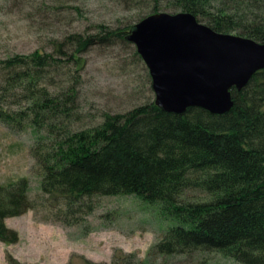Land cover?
Listing matches in <instances>:
<instances>
[{"label": "trees", "instance_id": "16d2710c", "mask_svg": "<svg viewBox=\"0 0 264 264\" xmlns=\"http://www.w3.org/2000/svg\"><path fill=\"white\" fill-rule=\"evenodd\" d=\"M152 1L157 12L177 7L198 21L205 18L217 31L242 28L244 35L264 42V0ZM61 2L63 9L81 11L72 0ZM133 26L95 24L52 37L43 50L0 56L6 82L2 98L13 97L25 107L0 108V115L43 123L55 134L53 142L44 138L33 150L42 194L57 202L56 215L67 225L86 221L80 213L89 215L97 197L133 195L160 208L171 222L150 251L153 256L219 252L240 264H264V153L252 147L254 141H264V69L241 91L232 90L234 105L225 114L201 107L166 112L153 99L127 112L104 113L92 127L69 123L81 118L84 54L96 45L130 42ZM50 70L67 77V87L56 94L40 85V74ZM34 208L28 178L0 182V241L17 243L19 233L6 219ZM8 262L23 264L11 255ZM110 264L143 261L120 252Z\"/></svg>", "mask_w": 264, "mask_h": 264}, {"label": "rangeland", "instance_id": "374dc122", "mask_svg": "<svg viewBox=\"0 0 264 264\" xmlns=\"http://www.w3.org/2000/svg\"><path fill=\"white\" fill-rule=\"evenodd\" d=\"M61 1L0 0V56L43 50L52 37L90 29L95 24L118 28L135 25L154 13L184 12L177 7L157 12L158 7L152 0H72L81 7L77 12L63 9ZM161 5L166 6L163 2ZM199 19L212 27L205 18ZM243 20L238 16L242 27ZM218 32L250 38L242 33V28ZM84 56L86 64L77 109L81 118L76 123L70 121L71 126L92 127L101 122L104 113L127 112L155 99L149 70L133 43L117 41L96 45ZM29 73L36 74L32 70ZM54 74L51 70L40 74V85L56 94L68 82L66 76ZM4 76L0 72V108H25L23 103L13 102V97L2 98ZM39 124L29 119L8 121L0 115V182L28 178L30 197L35 202L34 209L6 219V224L19 233V241L15 244L0 241V264H9V255L23 264H86L88 260L110 264L120 252L136 254L143 264H240L219 252H195L191 258L188 255L153 256L150 251L171 222L160 208L133 195L97 197L91 201L94 209L89 215L80 213L86 221L64 224L53 208L57 202L41 192L40 165L34 159L33 150L44 138L45 143L53 142L55 134L49 133L46 123V126ZM252 147L264 153V141L256 140Z\"/></svg>", "mask_w": 264, "mask_h": 264}, {"label": "water", "instance_id": "95a60500", "mask_svg": "<svg viewBox=\"0 0 264 264\" xmlns=\"http://www.w3.org/2000/svg\"><path fill=\"white\" fill-rule=\"evenodd\" d=\"M145 62L164 111L181 114L201 107L225 114L241 91L264 69V42L220 33L189 12L154 13L129 31Z\"/></svg>", "mask_w": 264, "mask_h": 264}]
</instances>
